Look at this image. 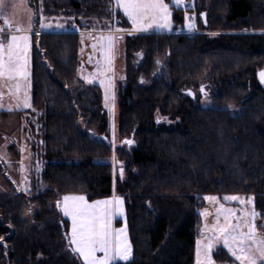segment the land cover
Masks as SVG:
<instances>
[{
    "label": "trees",
    "instance_id": "obj_1",
    "mask_svg": "<svg viewBox=\"0 0 264 264\" xmlns=\"http://www.w3.org/2000/svg\"><path fill=\"white\" fill-rule=\"evenodd\" d=\"M192 3L195 32L182 30L186 13L173 8L172 32L125 34L113 149L102 91L78 77L79 31L88 30V19L115 18L127 27L125 20L113 0H27L32 105L14 113H39V138L30 147L42 169L29 193L0 172V264H81L57 208L66 195L123 199L132 255L114 264H194L205 195L250 197L264 218V83L257 76L264 72V0ZM40 13L74 30L40 32ZM206 95L212 106L202 105ZM33 205L34 214L25 215ZM213 258L234 264L222 248Z\"/></svg>",
    "mask_w": 264,
    "mask_h": 264
},
{
    "label": "rangeland",
    "instance_id": "obj_2",
    "mask_svg": "<svg viewBox=\"0 0 264 264\" xmlns=\"http://www.w3.org/2000/svg\"><path fill=\"white\" fill-rule=\"evenodd\" d=\"M165 2H169V0H165ZM193 0H186V3L190 5V9H192ZM114 3V0H113ZM115 11H118L122 18L125 20L127 27L125 25H117V20L113 18L112 20H98V19H88L85 20V24L88 27V30L79 31V67H78V77L87 85H96L102 91V100L103 107L108 114L109 118V135L107 141L111 144L112 148L115 149L117 144L120 141L117 138L116 131V97H115V85L118 81H122L125 75V50H124V36L128 31L133 33H149V32H161V33H170L172 31L167 30H157L155 27L148 28L146 31H136L133 29V25L131 21L128 20L127 16L123 14L122 9H116L114 5ZM173 13V9H172ZM188 16L194 17L196 21V17L194 13L188 14ZM173 22V15H172ZM17 25L14 28H9L10 31L15 29L21 30L18 34H27L29 35V49L27 53V71L28 77L17 78V79H9L7 76L0 77V172L6 174V176L13 182L15 187L25 193H29L31 190V178L38 175L41 172L42 166L40 164V160L36 157L32 156L30 141L34 140V142L38 141V124L36 123V119L39 115L38 112L32 111L30 114L25 115H16L14 112L16 111H30L32 105L31 98V50H32V35L34 30L31 26V31H27L29 27V22L25 19H20ZM52 25V27H41V25ZM57 24L63 25L62 28L55 27ZM124 29L125 31L117 32L116 29ZM174 28V25H173ZM77 28H75L76 30ZM184 32L192 33L196 30L189 32L185 28V19L182 27ZM39 31H49V32H57V31H65V30H74L72 27V23L63 18H49L41 13L39 14ZM116 37L113 42V48L110 60L108 63L105 59L104 51L107 46V41L102 40L101 37H106L109 32ZM7 35V34H6ZM5 35V36H6ZM95 45V48L93 47ZM166 56H161L158 58V64L162 69V65L166 62ZM99 69V70H98ZM111 80L112 87L107 90V99L106 97V87L107 82ZM101 81H104V85L101 84ZM19 84V89H17L16 85ZM25 99H27L28 106H25ZM201 103L203 106H212L213 101L210 100L207 95L201 99ZM2 112L8 113L7 116H2ZM156 119L159 122L170 123V121L161 117L156 113ZM39 143V142H38ZM125 148L128 151H131L133 148V143L128 144L124 143ZM16 149L12 151L10 147ZM15 153L18 155L16 156ZM116 157L114 156L109 160L112 165V174L116 175ZM33 175V176H32ZM3 178L0 173V189H2ZM80 196V195H76ZM83 196V195H82ZM207 196H215L217 197L216 201L206 200ZM225 196H233L232 194L216 196V195H205L203 199L205 201L204 207L199 210V215L201 217V226L199 228L197 238L195 240L194 247V264H197V241H200L201 249H203V245L207 242L204 238L213 235V229L217 225V223H223V218L221 217L219 221L217 220V210L223 205L226 208L234 209L237 217L241 216L242 211L248 210L250 211L253 208L252 203H240L239 201H225L223 198ZM240 197L242 200L247 201V196L244 195H235ZM85 197V196H84ZM114 197H120L113 193V195L106 199H98L94 201H104L111 200ZM86 198V197H85ZM121 198V197H120ZM87 200V199H86ZM89 203L94 201H89ZM123 201V199H122ZM61 206L63 204V198L59 201ZM60 215L68 220V228H67V237L68 241L71 235V226L72 221L70 217L64 216L61 208L57 207ZM36 210V206L33 205L29 209H25L24 214L27 216H32ZM201 213H205L201 215ZM235 223V220L233 221ZM255 224L257 226L256 232L257 236L260 238H264V218H261L257 215L255 219ZM112 228L113 229H125L127 240L131 246V255H132V244L128 232V227L125 219V210H124V202L122 203V212L117 215L112 220ZM246 231V229H245ZM69 244V243H68ZM222 248L224 249L234 264H240L239 261L235 259L234 256L231 255L230 252L226 248L223 247L222 241L214 243L212 247L211 257L213 264H217L214 261L213 253L215 249ZM71 249V248H70ZM73 252V251H72ZM74 253V252H73ZM81 264H83V259L77 254L74 253ZM96 255L98 257H102V252H97ZM131 255L128 260H130ZM201 260L204 259L203 250L201 251ZM127 260V261H128ZM127 261H116L117 262H127Z\"/></svg>",
    "mask_w": 264,
    "mask_h": 264
},
{
    "label": "snow or ice",
    "instance_id": "obj_3",
    "mask_svg": "<svg viewBox=\"0 0 264 264\" xmlns=\"http://www.w3.org/2000/svg\"><path fill=\"white\" fill-rule=\"evenodd\" d=\"M114 5L116 9H122L123 14L131 21L136 31H146L152 27L157 30L173 31L172 9H183L187 13L190 7L186 0H169V2L165 0H114ZM113 14L115 15V12ZM0 18L4 19V28H9V21L4 12V0H0ZM41 27H52V25L42 24ZM55 27L62 28L63 25L57 24ZM4 28H0V77L27 79L29 35L18 34L21 30L15 29L5 36ZM185 28L189 32L197 28L194 17L185 15ZM27 31H31V23ZM116 31L125 30L117 28ZM101 39L107 41L104 55L106 61L110 63L116 37L110 31L106 37L102 36ZM93 47L95 48V45ZM259 78L264 83V72L259 73ZM104 83L101 81L102 85ZM16 87L19 89L18 83ZM105 87V98L107 99V90L112 87L111 80ZM201 91L203 92V88ZM24 103L28 106L27 99ZM126 143L133 142L129 140ZM121 174H123V169H121ZM205 199L216 201L217 197L207 196ZM223 199L239 201L242 204L252 203V198L244 201L235 195L225 196ZM122 203L120 197L89 203L82 195L64 196L62 206L59 201L57 202V207L61 208L64 216L71 218L69 247L83 259V264H114L116 261L128 260L131 255V246L125 229L112 228L113 218L122 212ZM204 214L201 213V215ZM257 215L253 207L250 211H242L241 216L237 217L234 209L221 205L217 210V220L219 221L222 217L223 223H217L213 229V235L204 238L207 242L203 245V249H201L200 241H197V264H213L212 247L214 243L220 241L240 264H264V238L257 236L255 224ZM202 250L203 260L200 258ZM97 252H102L103 256L98 257Z\"/></svg>",
    "mask_w": 264,
    "mask_h": 264
},
{
    "label": "crops",
    "instance_id": "obj_4",
    "mask_svg": "<svg viewBox=\"0 0 264 264\" xmlns=\"http://www.w3.org/2000/svg\"><path fill=\"white\" fill-rule=\"evenodd\" d=\"M4 12L9 21V28H14L20 19H25L31 23L33 29L34 14L28 6L27 0H4ZM0 28H4L3 18H0ZM9 28H4V35L10 31Z\"/></svg>",
    "mask_w": 264,
    "mask_h": 264
},
{
    "label": "water",
    "instance_id": "obj_5",
    "mask_svg": "<svg viewBox=\"0 0 264 264\" xmlns=\"http://www.w3.org/2000/svg\"><path fill=\"white\" fill-rule=\"evenodd\" d=\"M262 72H263V71H262ZM259 73H261V72H259ZM259 73L257 74L258 78H259ZM259 79H260V78H259ZM260 82H261V80H260ZM261 83H262V82H261ZM189 96L194 97V95H193L192 92H189Z\"/></svg>",
    "mask_w": 264,
    "mask_h": 264
}]
</instances>
